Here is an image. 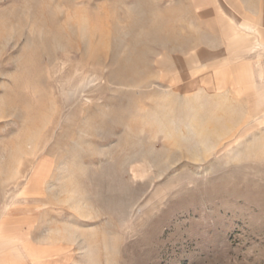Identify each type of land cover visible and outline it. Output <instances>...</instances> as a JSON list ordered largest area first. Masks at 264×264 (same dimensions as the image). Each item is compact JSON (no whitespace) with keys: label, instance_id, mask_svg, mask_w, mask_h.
I'll return each mask as SVG.
<instances>
[{"label":"rangeland","instance_id":"rangeland-1","mask_svg":"<svg viewBox=\"0 0 264 264\" xmlns=\"http://www.w3.org/2000/svg\"><path fill=\"white\" fill-rule=\"evenodd\" d=\"M263 43L264 0H0V244L264 264Z\"/></svg>","mask_w":264,"mask_h":264},{"label":"crops","instance_id":"crops-1","mask_svg":"<svg viewBox=\"0 0 264 264\" xmlns=\"http://www.w3.org/2000/svg\"><path fill=\"white\" fill-rule=\"evenodd\" d=\"M238 31L241 33V36L244 35L243 33L244 31L243 32L240 30ZM247 34L249 35L250 32H247ZM32 215L33 214L20 216L19 218H16L7 214V217L2 222V226L3 229L5 230L6 238L7 237L12 238L13 236L15 237L16 235H19L21 236V239L25 241L28 240L30 244H32L35 248H37L39 245H43V246H45L46 244L51 245V248L49 250V255L47 256L44 253L41 256V261H43V263H39V264H63V258L66 254L64 253V247H62L61 242L58 241L57 238H52L47 240L45 239L46 237L38 236V232H36L38 228L36 227V225H34V221H33L34 216ZM15 242L16 244H18L17 240H15ZM11 246L12 244L10 242H6L5 244H0V264H35L33 261H31L28 258L16 257L15 249L14 247ZM19 248L23 249L22 246H20ZM21 253L24 254L25 252H21ZM27 253L29 257L30 256L36 257L35 251H29V252L27 251Z\"/></svg>","mask_w":264,"mask_h":264},{"label":"bare ground","instance_id":"bare-ground-1","mask_svg":"<svg viewBox=\"0 0 264 264\" xmlns=\"http://www.w3.org/2000/svg\"><path fill=\"white\" fill-rule=\"evenodd\" d=\"M210 126V125H209Z\"/></svg>","mask_w":264,"mask_h":264}]
</instances>
